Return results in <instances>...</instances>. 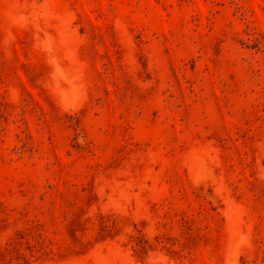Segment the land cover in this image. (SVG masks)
<instances>
[{"label":"rangeland","instance_id":"obj_1","mask_svg":"<svg viewBox=\"0 0 264 264\" xmlns=\"http://www.w3.org/2000/svg\"><path fill=\"white\" fill-rule=\"evenodd\" d=\"M0 264H264V0H0Z\"/></svg>","mask_w":264,"mask_h":264}]
</instances>
